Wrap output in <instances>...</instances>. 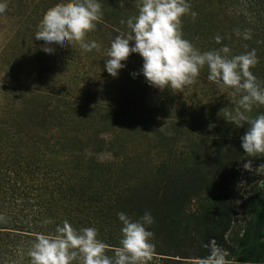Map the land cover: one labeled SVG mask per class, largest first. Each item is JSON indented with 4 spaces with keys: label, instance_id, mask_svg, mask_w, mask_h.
I'll use <instances>...</instances> for the list:
<instances>
[{
    "label": "rangeland",
    "instance_id": "rangeland-1",
    "mask_svg": "<svg viewBox=\"0 0 264 264\" xmlns=\"http://www.w3.org/2000/svg\"><path fill=\"white\" fill-rule=\"evenodd\" d=\"M58 2L7 0L0 14V264L28 260L36 235H55L65 220L76 230L98 229L97 238L109 245L105 252L111 257L121 232L110 238L89 219H114L120 212L133 220L151 213L154 223L147 227L154 233L155 251L149 264H165L164 238L156 232L161 203L146 208L145 194L152 189L148 192L143 184L169 174L184 180L194 168L207 178L199 196L182 206L188 217L198 213L201 226L190 221L189 238H178L186 247L191 242L192 253L201 239L210 237L228 251L230 264H264V174L255 172L264 164V154L229 161L231 174L224 182L212 167L217 152L235 144L243 150L240 137L247 123L238 128L226 120V113L239 106L241 93L209 81L206 65L182 91L160 90L142 74L131 75L142 67L139 54H131L118 77H112L104 68L107 50L119 32L131 31L126 22L138 14L141 0H99L102 19L86 37L97 41L99 49L87 52L73 43L48 54L35 33L45 12ZM188 2L196 16L189 12L181 18L183 38L200 52L226 45L232 56L255 49L258 63L250 70L264 84V5L249 0ZM261 113L264 105H254L246 114L254 119ZM249 159L252 171L243 168ZM163 188L164 183L157 200L164 198ZM72 189L82 198L58 203ZM177 189L167 193L171 202L165 206L172 213L181 206L172 195ZM202 248L209 255V248L198 250ZM169 258L167 264L200 260Z\"/></svg>",
    "mask_w": 264,
    "mask_h": 264
},
{
    "label": "clouds",
    "instance_id": "clouds-1",
    "mask_svg": "<svg viewBox=\"0 0 264 264\" xmlns=\"http://www.w3.org/2000/svg\"><path fill=\"white\" fill-rule=\"evenodd\" d=\"M7 7V0H0V14ZM189 12L196 16L188 0H141L138 14L126 22L131 31L119 32L111 40L104 68L112 77H118L120 70L126 67L122 62L131 54H139L143 64L139 73H131L133 77L142 74L150 86L182 91L194 83L206 65L209 81L231 88L233 94L241 93L239 106L234 113H226V120L238 128L247 123V131L240 137L244 153L249 157L264 154V113L254 119L246 114L254 105H264V84L250 70L258 63L256 50L229 56L230 49L225 45L219 50L200 52L183 38L181 18ZM102 15L99 0H61L45 12L35 39L44 41L41 48L48 54H54L56 46L63 49L73 43L91 52L101 45L95 40H86V37L95 30ZM244 38L249 39V33L246 32ZM216 40L219 42L220 37L217 36ZM252 164L249 159L243 168L252 171ZM255 172L264 174V164L258 165ZM117 215L122 222V236L113 256L106 255L109 245L97 238L98 229L85 227L76 230L65 220L62 226L57 225L55 235H36L27 253L30 264H72L76 260L80 264H149L155 244L151 240L154 233L147 226L154 223V217L150 212H145L137 220L124 212ZM205 247L209 248V255L201 258L199 264H230L228 251L217 245L214 239Z\"/></svg>",
    "mask_w": 264,
    "mask_h": 264
},
{
    "label": "trees",
    "instance_id": "trees-1",
    "mask_svg": "<svg viewBox=\"0 0 264 264\" xmlns=\"http://www.w3.org/2000/svg\"><path fill=\"white\" fill-rule=\"evenodd\" d=\"M262 1L260 2V0H249V4H254L255 6H257V5L263 6L264 3ZM263 27H264V24L262 26V29L264 30ZM236 147H240L239 144H235V146H229L223 152H217L213 158V164H212L213 170H214V172L220 174V178L222 179L223 182L225 180V177L227 175L231 174V172L229 170H226L229 161H232L234 163V161H237L240 157H242L246 154V153H244V150H236ZM190 174H191L190 177L186 178L184 180L182 178L176 179L171 174L167 175L165 178H163V176H161V177L158 176L156 179L154 178L153 181H150L148 183L143 184V187L145 188V190H148V192H149V190L152 189L151 190L152 194H151V192H149V194L148 193L145 194V201L147 202L146 208L148 209L149 207H151L152 204L154 205L155 202L161 203L158 206V208L160 209V213H158V218H157L158 222H160L161 224H159L156 232H158L160 234V236L164 238L163 241L165 243L163 245L165 248L163 249V251H166L167 254H162V255L167 256V258L164 261L165 264H167L169 262L168 260H172L169 258L170 256L179 257L180 259H201V258H204V257L208 256V254L203 252L205 248L200 249V251L198 249L200 248V246L207 245L209 243V241L213 240L210 237L207 238L206 241L204 239L205 242L201 239V245H199V242H197L199 247L195 250V253H192L190 250H188V249H190V247L192 248L191 242L190 243L188 242V246L186 247V246H184L186 241L184 239L178 238V237L189 238L190 232L188 230L189 229L188 227H189L191 222L194 223V220H195V227L196 228H197V226L198 227L201 226V218L199 219L198 213L190 214L189 215L190 217H188L187 216L188 214L186 213V211L182 205L186 200H189L192 197H198L199 196V191H197V190H198V188H199V190H202V185L205 184L207 175H205V174L199 175L195 168L193 170H191ZM191 179H193L195 181V183H192ZM163 183H164V187H165V188H163L164 198L157 200V194H158L159 190L162 188ZM47 184L48 183L41 182L40 185L41 186H47ZM171 187L178 188L177 191H175V192L172 191V195L174 196V199H176V201H177L176 205L179 206L181 204V206L177 208V211L173 212V213L170 211L169 208H166V206H165L171 202V199H170L171 197L167 196L168 189H170ZM195 187H196V190H195ZM190 188H191V190H190ZM73 196L82 198V196L75 195L74 189H72V191H69V193L64 192V197H62V195H61L59 197L61 199V202H58V203H62L63 201H67V204H68L69 202H71V198H73ZM67 204H66V206H67ZM81 204L83 206V203H81ZM96 206H97V203H96ZM59 207L62 208L61 205H59ZM80 209L81 208L75 207L74 210L76 212H78V211H80ZM221 210L222 209L219 208V212ZM96 215H97V213H96ZM167 216H168V219H170V221H168V222L165 221ZM184 216H186V217H184ZM184 218H187V220L185 222H182ZM89 220L98 224L100 226V228L103 229L104 231L105 230L108 231V234H111L110 238H112V235L114 233L116 234V233L121 232V227H122L121 223L122 222H120V226L117 225L118 218L113 219V218H107L104 216H101V217H94L93 216ZM215 227H216V225L214 226V228ZM152 229L155 230L156 229L155 226ZM208 230L212 231V229H208ZM16 231L18 234H20L19 233L20 230L16 229ZM9 232L10 231H8V233ZM214 240L216 241V239H214ZM9 242H11V240H9ZM5 244H7V243L5 242ZM11 248H12V246H11ZM7 252H8V250H7ZM30 259L31 258H28V260H23L21 262V264H30ZM174 261H176V262H172V263L181 262V260H174ZM78 262H79V260H76V261H73L72 264H78Z\"/></svg>",
    "mask_w": 264,
    "mask_h": 264
}]
</instances>
